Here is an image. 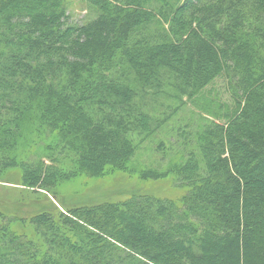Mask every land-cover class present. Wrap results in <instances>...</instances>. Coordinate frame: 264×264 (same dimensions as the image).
Wrapping results in <instances>:
<instances>
[{
	"label": "trees",
	"instance_id": "obj_1",
	"mask_svg": "<svg viewBox=\"0 0 264 264\" xmlns=\"http://www.w3.org/2000/svg\"><path fill=\"white\" fill-rule=\"evenodd\" d=\"M85 1L70 24L65 0H0V180L56 197L172 174L182 195L44 210L30 233L0 212V264H264V0ZM184 109L201 121L167 172L132 169Z\"/></svg>",
	"mask_w": 264,
	"mask_h": 264
},
{
	"label": "rangeland",
	"instance_id": "obj_2",
	"mask_svg": "<svg viewBox=\"0 0 264 264\" xmlns=\"http://www.w3.org/2000/svg\"><path fill=\"white\" fill-rule=\"evenodd\" d=\"M65 2L69 17L67 23L81 24L92 17V11H90L85 0H65ZM199 120L198 115L191 114L188 109L179 110L173 114L157 136L138 144L139 150L133 163H130L132 169L148 166L153 169L160 168L167 172V169L172 165L173 156L182 151L179 140L180 137L183 138L181 135L183 131L187 130L184 124L189 122L194 126ZM188 129L192 131L194 127H188ZM159 140H166L163 144V151L159 145ZM13 173L14 171L8 172L6 179L0 180V212L6 216H12L16 220L27 218L29 215L44 210L57 209L61 211L67 208L103 203H122L132 196L178 199L182 195L180 188L173 183L172 174L158 180H141L134 173L120 171L98 178L79 177L63 182L59 191H56L58 195L53 197L25 186H18L16 175L14 178L9 175ZM22 225L23 227L18 220L13 227L18 232H31L28 225Z\"/></svg>",
	"mask_w": 264,
	"mask_h": 264
}]
</instances>
